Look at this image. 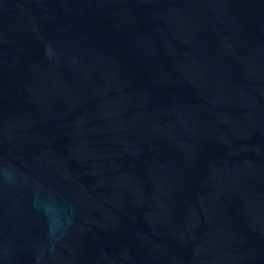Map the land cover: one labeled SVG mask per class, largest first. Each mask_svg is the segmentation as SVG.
<instances>
[{"label": "water", "instance_id": "water-1", "mask_svg": "<svg viewBox=\"0 0 264 264\" xmlns=\"http://www.w3.org/2000/svg\"><path fill=\"white\" fill-rule=\"evenodd\" d=\"M0 264H264V0H0Z\"/></svg>", "mask_w": 264, "mask_h": 264}]
</instances>
